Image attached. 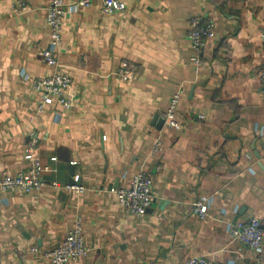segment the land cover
Masks as SVG:
<instances>
[{
  "label": "crops",
  "instance_id": "crops-1",
  "mask_svg": "<svg viewBox=\"0 0 264 264\" xmlns=\"http://www.w3.org/2000/svg\"><path fill=\"white\" fill-rule=\"evenodd\" d=\"M24 1L20 11L19 0H0V173L27 171L34 139L47 170L39 190L0 191V264H51L44 252L78 216L91 250L68 264L254 258L230 227L255 215L264 229V0H122L117 13L92 0L69 9L58 57L74 104L43 113L31 80L54 72L42 56L54 48L51 0ZM195 14L216 22L202 53L189 33ZM125 60L137 67L130 80L117 73ZM177 92L182 129L165 120ZM142 169L154 175V201L133 215L111 189ZM76 179L83 193L66 188ZM199 201L209 206L204 217Z\"/></svg>",
  "mask_w": 264,
  "mask_h": 264
},
{
  "label": "built area",
  "instance_id": "built-area-1",
  "mask_svg": "<svg viewBox=\"0 0 264 264\" xmlns=\"http://www.w3.org/2000/svg\"><path fill=\"white\" fill-rule=\"evenodd\" d=\"M92 0H77L70 6L67 0H51L47 7V19L51 27V43L54 48H46L42 51L43 60L50 65L54 72L47 76L34 77L32 86L39 93L37 109L43 113L49 109L54 102H58L62 109L69 110L74 100L71 94L73 78L64 72L59 61L58 52L63 42L65 18L69 9H79L89 7ZM27 8L24 0H19L18 9L23 11ZM103 9L106 13H117L126 9V3L122 0H103ZM216 22L213 19H207L201 14H195L190 21V38L192 47L199 52H203L207 40L215 36ZM198 67L203 65L201 57L198 55L194 59ZM137 71L136 65L131 60H125L118 69V75L125 79H132ZM262 82V91L264 93V68L260 71ZM181 99V92H177L171 99L166 113V125L172 129H182L183 123L178 119L177 112ZM56 114H58L56 112ZM198 118H204L199 115ZM37 140L34 139L31 147L27 150L25 157L33 159V165L27 171L17 173H0V191L11 192L20 191L30 193L39 190L43 184V173L47 170L40 161L35 159L34 148ZM161 142L158 141L155 152L160 150ZM75 183L66 185V188L73 192L83 193L85 187ZM59 185V183H55ZM154 175L148 170H140L135 173L129 186L112 187V191L117 195L121 204L133 215L143 214L154 201L153 195ZM198 212L205 216L208 212V204L204 201L197 203ZM230 233L233 239L245 243L255 254L254 258H240L219 262L214 258L204 255L191 256L186 264H261L262 253L264 252V229L262 221L258 216H251L248 219L238 220L230 227ZM91 248L86 244L84 237V223L82 216L76 218L75 227L67 232L61 241L52 249L44 252L49 258L51 264H68L70 261H76L89 254ZM33 252H40L37 246L32 247Z\"/></svg>",
  "mask_w": 264,
  "mask_h": 264
},
{
  "label": "water",
  "instance_id": "water-1",
  "mask_svg": "<svg viewBox=\"0 0 264 264\" xmlns=\"http://www.w3.org/2000/svg\"><path fill=\"white\" fill-rule=\"evenodd\" d=\"M165 122V120L163 119V123ZM72 169V173H73V168L71 167ZM71 183H75V181H71Z\"/></svg>",
  "mask_w": 264,
  "mask_h": 264
}]
</instances>
